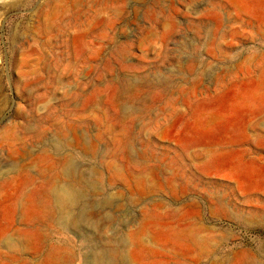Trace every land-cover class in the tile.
<instances>
[{
    "label": "rangeland",
    "instance_id": "374dc122",
    "mask_svg": "<svg viewBox=\"0 0 264 264\" xmlns=\"http://www.w3.org/2000/svg\"><path fill=\"white\" fill-rule=\"evenodd\" d=\"M95 249L264 264V0H0V264Z\"/></svg>",
    "mask_w": 264,
    "mask_h": 264
},
{
    "label": "bare ground",
    "instance_id": "6f19581e",
    "mask_svg": "<svg viewBox=\"0 0 264 264\" xmlns=\"http://www.w3.org/2000/svg\"><path fill=\"white\" fill-rule=\"evenodd\" d=\"M63 172L65 175L71 177L72 182L70 184L53 186L51 190V195L53 199L52 208L57 212V218L61 220V223L64 226H68L72 225L74 221H76L78 218L80 219L84 217V213L82 212L83 207L81 208V211L78 216H74L73 210L82 204L85 195L83 194L80 188L81 186H77V174L70 162L65 164ZM86 183L89 184V182ZM75 218L77 219L75 220ZM100 263H112L111 251H103L100 249L94 250L92 256V264Z\"/></svg>",
    "mask_w": 264,
    "mask_h": 264
}]
</instances>
